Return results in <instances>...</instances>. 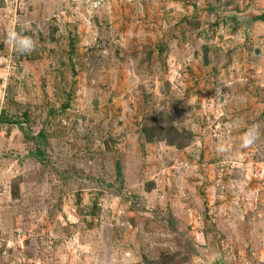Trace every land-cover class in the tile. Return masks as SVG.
<instances>
[{
	"label": "rangeland",
	"instance_id": "obj_1",
	"mask_svg": "<svg viewBox=\"0 0 264 264\" xmlns=\"http://www.w3.org/2000/svg\"><path fill=\"white\" fill-rule=\"evenodd\" d=\"M0 264H264V0H0Z\"/></svg>",
	"mask_w": 264,
	"mask_h": 264
},
{
	"label": "clouds",
	"instance_id": "obj_2",
	"mask_svg": "<svg viewBox=\"0 0 264 264\" xmlns=\"http://www.w3.org/2000/svg\"><path fill=\"white\" fill-rule=\"evenodd\" d=\"M6 39L13 50L20 55H29L36 48V41L32 37L18 33L14 29L7 33ZM258 135L259 129L256 126L245 131L240 138L241 148L244 149L250 147L256 141ZM217 151L223 153L229 151V149L224 144H220L217 146Z\"/></svg>",
	"mask_w": 264,
	"mask_h": 264
},
{
	"label": "trees",
	"instance_id": "obj_3",
	"mask_svg": "<svg viewBox=\"0 0 264 264\" xmlns=\"http://www.w3.org/2000/svg\"><path fill=\"white\" fill-rule=\"evenodd\" d=\"M254 19H255V20H256V19H259V17H255Z\"/></svg>",
	"mask_w": 264,
	"mask_h": 264
}]
</instances>
